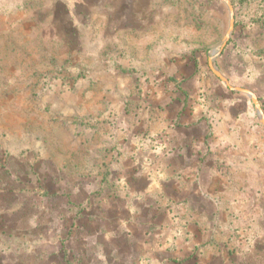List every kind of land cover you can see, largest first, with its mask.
<instances>
[{
    "label": "rangeland",
    "instance_id": "1",
    "mask_svg": "<svg viewBox=\"0 0 264 264\" xmlns=\"http://www.w3.org/2000/svg\"><path fill=\"white\" fill-rule=\"evenodd\" d=\"M231 7L232 43L214 64L252 91L264 114V0H0V191H10L0 205L15 199L10 264L55 260L46 240L56 228L67 238L64 257L77 212L93 228L105 214L118 227V209L132 205L126 192L143 175L134 166L151 148L191 140L198 154L174 170L163 162L161 174L180 180L178 206L192 189L207 194L193 200L209 212L204 254L264 264V123L252 98L209 64ZM160 180L152 198L166 207L174 184Z\"/></svg>",
    "mask_w": 264,
    "mask_h": 264
},
{
    "label": "crops",
    "instance_id": "2",
    "mask_svg": "<svg viewBox=\"0 0 264 264\" xmlns=\"http://www.w3.org/2000/svg\"><path fill=\"white\" fill-rule=\"evenodd\" d=\"M172 147L170 150L163 148L157 154V150L151 148V150L146 152L148 156L146 158L143 157L140 164L134 166V171H141L143 175L137 181L135 180L133 184L131 183V188L124 197L126 199L124 203L128 200L132 201V205H121L118 213L116 209L114 210L117 213L118 227L113 229L111 218L106 217L105 214L104 222L97 223V226L93 228L95 224L92 222L93 220H88V223H84V221H80L84 220V214L81 215L77 212L68 228V236L72 238L70 241L71 246L66 251V255L63 257L62 252H64L63 248L67 238H64L63 233L61 232L60 234L56 228L55 238L54 240L52 239L53 242L49 241V239L46 240L49 243L47 247L54 249L53 254H51L52 252L49 253L50 251L48 252L49 255L55 256L56 259H44L40 263L225 264L223 259L222 261L219 258L208 257L209 255L206 256V253L204 254V250L208 248V238L206 236L210 232L205 228L206 216H208L209 212L204 205L196 204L193 200L194 198L196 199V195L200 199H206L207 194L197 186L199 195L194 189L189 194L186 192L189 195L187 205L178 206L177 202L173 200L176 199L175 193L178 191L176 190L178 187L176 184L180 180L175 177L174 173L171 176H163L161 174L163 162H166L167 166L174 170L181 164L179 162L182 159L186 160L189 156L194 158L200 151L198 142L197 140H191V143L186 146H182L179 143L176 145L175 143ZM150 153L154 154V160L150 159ZM151 162L156 164V168L151 165ZM163 177L165 182L174 184L172 190H168L167 193L173 196L170 201L173 205L170 206L169 202L166 207L161 206L157 198H152L153 195L159 194L155 184L161 181L160 179ZM198 179L196 175L192 182H198ZM2 191L0 192L10 193V191ZM136 202L138 205H136ZM1 203L0 264H10L9 253L15 247V227L9 221V214L10 203L14 205L15 199L8 197ZM12 211L14 214V207ZM88 215H90V212ZM182 221L183 223L181 224ZM55 225L58 227L57 224ZM1 233L5 235L2 238ZM117 236L120 239L118 244L112 242V238H117ZM69 260L70 262H68Z\"/></svg>",
    "mask_w": 264,
    "mask_h": 264
},
{
    "label": "water",
    "instance_id": "3",
    "mask_svg": "<svg viewBox=\"0 0 264 264\" xmlns=\"http://www.w3.org/2000/svg\"><path fill=\"white\" fill-rule=\"evenodd\" d=\"M230 10H231V25H230L229 32H228L227 36L225 37V40H224L220 50H216V49L213 50L212 56L209 58V64H210V67L212 68V70L214 71V73L225 82V84L229 87L230 90L236 91V92H240V93H245V94L249 95L252 98V101L255 104V106L257 108V111L261 115L263 123H264V114H263L262 108H261V106L259 104V100H258L257 96L252 91H250L248 89H245V88H242V87H238V86H233L231 84L230 80L227 77H225L215 67V64H214L215 58L218 55L221 54V52L225 48V46H226V44H227V42L229 40V37H230V35H231L232 31H233V27H234V12H233V8L232 7L230 8Z\"/></svg>",
    "mask_w": 264,
    "mask_h": 264
},
{
    "label": "trees",
    "instance_id": "4",
    "mask_svg": "<svg viewBox=\"0 0 264 264\" xmlns=\"http://www.w3.org/2000/svg\"><path fill=\"white\" fill-rule=\"evenodd\" d=\"M230 43H232V40H229L228 44H230ZM228 44H227V45H228ZM225 49H226V47H225ZM225 49H224V51H225ZM223 54H224V52L221 53L220 57L223 56ZM72 221H73V220H72Z\"/></svg>",
    "mask_w": 264,
    "mask_h": 264
}]
</instances>
